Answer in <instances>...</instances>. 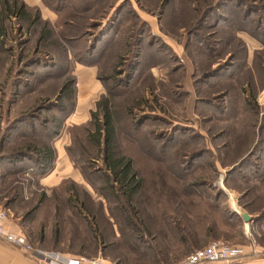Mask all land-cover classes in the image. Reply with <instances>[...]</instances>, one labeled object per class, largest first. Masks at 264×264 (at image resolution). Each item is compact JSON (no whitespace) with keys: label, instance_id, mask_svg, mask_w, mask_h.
<instances>
[{"label":"rangeland","instance_id":"obj_1","mask_svg":"<svg viewBox=\"0 0 264 264\" xmlns=\"http://www.w3.org/2000/svg\"><path fill=\"white\" fill-rule=\"evenodd\" d=\"M5 1L0 204L14 198L8 226L35 248L107 264H159L165 257V264H185L211 240L241 248L232 262L264 264V0ZM21 2L26 16L7 9ZM33 18L48 23L50 38ZM83 91L90 98L81 107ZM109 93L120 150L144 180L140 219L155 235L141 234L153 245L147 253L114 225L104 257L87 221L66 201V191L78 190L91 196L93 210L99 202L114 207L85 179L100 185L93 175L103 164L85 129L96 101ZM34 132L52 136L56 152L69 148L73 173L44 185L51 169L41 176L29 159L13 160V148ZM178 229L197 245L185 247Z\"/></svg>","mask_w":264,"mask_h":264},{"label":"trees","instance_id":"obj_2","mask_svg":"<svg viewBox=\"0 0 264 264\" xmlns=\"http://www.w3.org/2000/svg\"><path fill=\"white\" fill-rule=\"evenodd\" d=\"M6 3V1L3 3L4 6H6ZM14 3L16 4L17 1H14ZM4 8L6 10V7ZM7 9L11 12H14L16 9V12H18V14L23 16L27 15L25 12V5L22 2L17 8L16 6H11V8L7 7ZM31 22L35 24L34 28H38V31H41L39 33H41L40 35L43 38H48L51 35V30L46 21H42L39 18L35 20L33 18ZM1 31L2 28L0 27V32ZM71 82L73 83L74 80L72 79L64 81L61 86L60 97H62L63 93L65 92L67 84ZM70 93L74 94L72 89H70ZM89 123L90 128L85 129V139L96 149V154L100 156L99 158L101 159V162L103 164L102 168L96 170L98 175H93L95 180L99 181L100 185L97 187L92 179L90 180L86 178L84 174L83 176L85 177L86 181L92 186V188L95 189V191L97 192V196L103 197L104 200L108 201L109 203H111L112 201V203H114V207L110 208L108 207V205L106 207L99 202L96 209L93 210L89 204V201H91V196H89V194L85 191H81L80 193H78V190L76 192L70 191V194H68V192L66 191V201L72 209H76L77 217L84 218L87 221L89 233L92 235V239H94L95 242L98 241V245L100 244V252L104 257L108 256L102 252L103 248L107 245L106 243L109 240L108 235L113 236L117 232L118 236L122 237L124 235V232H127V230H129V232H127L128 235L135 243L134 246H136V248L138 249L143 247L145 250L144 253H147L146 251L151 250L153 248V245L152 243L144 240L141 234L142 232L146 233L151 240H154L155 235H153L150 231V224L140 219V206L141 204H143L142 192L144 187V180L134 167L133 160L129 156L123 154L120 150L116 134L117 120L114 111V101L112 94L109 93L107 96H103L96 101L95 110L91 112V119ZM35 134L36 132H34L33 134L34 138L32 141L22 140L16 147H14L13 150L15 151V153L12 154V157L15 161L29 159L37 167H39L38 169L40 171L37 172V174L42 176L44 174H47L45 173L46 171L53 168L57 152L55 147L51 143L52 136H39L38 134ZM66 152L71 161H77L68 147L66 149ZM19 171L23 172V170ZM20 189H22V187L18 185L12 189L11 193L18 194L17 192L18 190L20 191ZM13 199L14 198L12 197L11 200L6 201L5 205L3 206L7 209L12 207L11 203ZM117 211L120 212V215L115 214ZM73 213L75 214V212ZM101 214L103 215L100 216ZM106 214L108 215V217L106 216ZM110 219L113 221V225L110 223ZM103 222H106V225L103 224ZM114 225L117 228L116 232L114 230ZM108 226H110L111 230ZM174 231L176 232V228L174 229ZM178 232L180 233L178 240L183 243L185 247L191 249L192 247L197 245L198 241L191 237L190 234H182L181 230L179 229ZM26 237L28 240L30 239L28 235ZM37 240L39 245L36 246L39 247L43 243L44 237L41 235ZM123 242L130 243L128 242V237L124 239ZM140 243L143 246H141ZM188 249L184 248L181 251L186 252V250ZM168 260L169 259L167 257L162 258L159 260V264L168 263ZM230 264L237 263L232 262Z\"/></svg>","mask_w":264,"mask_h":264},{"label":"built area","instance_id":"obj_3","mask_svg":"<svg viewBox=\"0 0 264 264\" xmlns=\"http://www.w3.org/2000/svg\"><path fill=\"white\" fill-rule=\"evenodd\" d=\"M8 209L0 204V240L16 247L38 264H107L101 258L73 257L53 250L35 248L20 230L8 226ZM243 251L237 246H229L220 240H211L206 246L187 255L185 264H229Z\"/></svg>","mask_w":264,"mask_h":264},{"label":"crops","instance_id":"obj_4","mask_svg":"<svg viewBox=\"0 0 264 264\" xmlns=\"http://www.w3.org/2000/svg\"><path fill=\"white\" fill-rule=\"evenodd\" d=\"M77 105L83 107L88 103L90 98L89 91L80 93ZM73 173L72 165L65 150L57 151V160L51 171L42 178V183L45 185L52 184L57 176H62L67 173ZM8 223V221H7ZM0 264H38L34 259L22 250L13 247L4 241L0 240Z\"/></svg>","mask_w":264,"mask_h":264},{"label":"water","instance_id":"obj_5","mask_svg":"<svg viewBox=\"0 0 264 264\" xmlns=\"http://www.w3.org/2000/svg\"><path fill=\"white\" fill-rule=\"evenodd\" d=\"M240 216L243 219L244 222H250L252 220V215H250L249 213H247V211H245L244 209L240 210Z\"/></svg>","mask_w":264,"mask_h":264}]
</instances>
